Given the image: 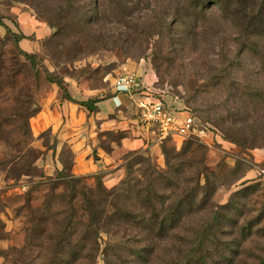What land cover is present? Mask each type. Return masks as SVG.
<instances>
[{
	"label": "rangeland",
	"instance_id": "rangeland-1",
	"mask_svg": "<svg viewBox=\"0 0 264 264\" xmlns=\"http://www.w3.org/2000/svg\"><path fill=\"white\" fill-rule=\"evenodd\" d=\"M239 1L225 15L166 23L173 30L159 38L151 28L184 0H72L93 12L100 2L98 23H56L62 0H0V20L27 37L18 46L0 27V264H22L33 218L65 193L64 168L76 222L108 225L96 264L109 245L120 264H140L125 251L148 237L151 264H264V29L254 24L264 25V0ZM48 73L75 101L101 100L98 112L64 101ZM125 73L149 77L166 105L210 131L206 142L144 131L130 101L113 102ZM163 148L177 157L170 166ZM127 178L131 199H114ZM141 190L155 211L134 195ZM112 201L135 220L126 225ZM154 213L170 219L160 241L157 228L140 226Z\"/></svg>",
	"mask_w": 264,
	"mask_h": 264
},
{
	"label": "trees",
	"instance_id": "trees-1",
	"mask_svg": "<svg viewBox=\"0 0 264 264\" xmlns=\"http://www.w3.org/2000/svg\"><path fill=\"white\" fill-rule=\"evenodd\" d=\"M234 0H184V5L175 15V18L171 21L166 19H160L157 21L158 24L157 32L156 27L151 28L149 35H157L159 38L165 37L166 33H171L173 27L169 26L166 23H198L200 19L203 20V16L209 12L221 11L224 15L231 9V4ZM239 1V0H238ZM243 0H240L239 3H242ZM63 7H61L59 13L56 16V23H98V13L101 8L100 2H95V11L88 10V6L75 5L72 0H62ZM216 9H212L213 7ZM242 12V10H240ZM259 19L257 17L254 20ZM255 22L256 30L259 28L264 29V25L257 24ZM0 27H3L6 30V33L9 37H13L16 45L20 46L23 40H26L25 35L17 36L14 34L9 27H7L2 20H0ZM262 29V30H263ZM160 30V31H158ZM160 32V33H159ZM169 33V34H170ZM175 45V44H173ZM246 46V45H245ZM245 47H243L244 49ZM23 54L31 59L32 56L26 52ZM48 79L52 83H56L61 90L63 91V100L68 101L72 104L78 105L90 113L98 112V105L102 103L101 100H88L85 102H77L74 100L72 94L66 89V83L64 80L57 79L55 81L51 73H48ZM170 139V138H169ZM168 140V139H167ZM163 154L166 157L168 166L171 165V159H177L176 156H170V152L163 148ZM71 157V156H70ZM59 178L63 180L65 185V193L60 196H50L44 203L43 208L37 212V216L32 220V227L28 232V239L26 246L21 249L19 252L23 256L22 264H37V261L40 260L38 255L40 252L44 254V261L42 264H96L99 257L101 247L99 244L100 234L103 230L107 231L108 225L103 226H83L76 222L72 208L68 204L67 199L73 191L72 182L68 181L70 175H68L66 169L59 174ZM114 199L120 200L125 198L127 201L131 199L134 190L132 184L127 178L123 181L120 186L116 187L113 190ZM136 197H140L143 204L148 205L150 208H153L155 211V206L153 203V197L145 191H137L134 194ZM161 202V201H160ZM112 204L115 202L112 201ZM58 205L63 209V212L57 214H52L55 206ZM116 205V204H115ZM115 210L118 212L120 220H125L126 225L130 224L131 220H135L132 212L126 208L121 210L117 205L114 206ZM154 217L147 219L142 217V222L140 226L145 230H151L152 233L157 228L160 231V234L165 232L168 228L167 222L169 218H160L158 214L154 213ZM172 220V219H171ZM180 221V220H179ZM109 234V231H108ZM166 235H157V240H163V237ZM128 242V246L131 242ZM148 244V246H147ZM117 247V246H116ZM40 248V251L35 255L36 251ZM152 248H155L153 245V239L148 237L146 240L145 247H141L140 250L131 251L127 247L125 253L128 257L135 258L140 264H151L150 259L152 254H155V251H152ZM111 246L107 247L104 250L105 255V264H120L122 262L121 254H115L111 257L110 254ZM112 252H114L112 250ZM120 253H123L121 251ZM195 252H193L188 258H191ZM187 256H184L185 260ZM173 264V263H168ZM192 264V263H184ZM200 264V263H199ZM202 264H206L205 261H202Z\"/></svg>",
	"mask_w": 264,
	"mask_h": 264
},
{
	"label": "built area",
	"instance_id": "built-area-1",
	"mask_svg": "<svg viewBox=\"0 0 264 264\" xmlns=\"http://www.w3.org/2000/svg\"><path fill=\"white\" fill-rule=\"evenodd\" d=\"M116 95L128 97L135 107L137 124L147 133H152L158 141L163 142L171 137L198 139L206 142L210 131L196 122L189 112L181 119L178 112L166 105L164 99L146 87L134 73H125L113 81ZM264 175V170L260 172Z\"/></svg>",
	"mask_w": 264,
	"mask_h": 264
},
{
	"label": "crops",
	"instance_id": "crops-1",
	"mask_svg": "<svg viewBox=\"0 0 264 264\" xmlns=\"http://www.w3.org/2000/svg\"><path fill=\"white\" fill-rule=\"evenodd\" d=\"M27 40V39H26ZM26 40H23L22 42H21V44L24 42V41H26ZM140 78V80H141V82L144 84V86H149V84H150V82H149V77H146V78H148V81L146 82V78L145 79H142L141 77H139ZM148 84V85H147ZM127 101H130L131 102V100L128 98V97H126V96H121V95H117V97L113 100V102L118 106V105H125V103L127 102ZM132 103V102H131ZM100 104H102V103H100ZM78 106V105H77ZM183 115H186L185 114V112L184 113H178V116L181 118V119H183L182 117H183ZM185 117V116H184Z\"/></svg>",
	"mask_w": 264,
	"mask_h": 264
}]
</instances>
